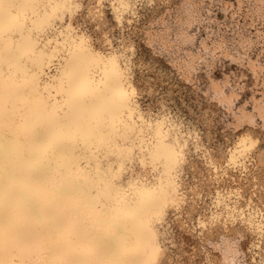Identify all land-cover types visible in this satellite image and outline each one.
<instances>
[{"label": "snow or ice", "instance_id": "1", "mask_svg": "<svg viewBox=\"0 0 264 264\" xmlns=\"http://www.w3.org/2000/svg\"><path fill=\"white\" fill-rule=\"evenodd\" d=\"M139 10L0 0V264H189L179 242L229 224L264 264V131L181 112Z\"/></svg>", "mask_w": 264, "mask_h": 264}, {"label": "bare ground", "instance_id": "2", "mask_svg": "<svg viewBox=\"0 0 264 264\" xmlns=\"http://www.w3.org/2000/svg\"><path fill=\"white\" fill-rule=\"evenodd\" d=\"M150 2L157 12H151L135 32L147 56L168 78L173 74L190 90V102L178 92L181 105L188 106L187 114L193 119L202 115L214 136L217 132L220 136L236 135L246 129L264 131V0ZM214 2L220 4L222 22L212 10ZM159 6L164 11L160 12ZM254 49L258 53L251 55ZM225 60L238 65L239 70L215 76L217 64ZM201 69L206 77L204 88L196 84ZM176 228L179 231L180 226ZM204 232L202 242L196 236L179 242L189 264H202L205 255L210 256L211 264H252L242 257L241 244H246V239L239 226L229 224L225 229L221 225L215 234Z\"/></svg>", "mask_w": 264, "mask_h": 264}, {"label": "rangeland", "instance_id": "3", "mask_svg": "<svg viewBox=\"0 0 264 264\" xmlns=\"http://www.w3.org/2000/svg\"><path fill=\"white\" fill-rule=\"evenodd\" d=\"M226 1H231L233 2L234 0H226ZM159 10L164 11V7L163 6H159ZM212 10L214 11V13L217 15V20L222 22V20L224 19L222 12L220 11V4L219 3H213L212 4ZM157 10L155 9V7L152 5V3L150 2V0H140V10L139 13L136 17L133 18L134 23L132 25H130L129 27L131 28L132 33L135 35L136 37V43L137 46L143 51L144 54L147 55V50L145 48V46H143V44H141V41L138 38L137 33L135 32V28H139L143 25L144 20L147 18V16L149 14H151V12H154ZM238 20V18H236ZM228 22H230V19L228 20ZM200 33L203 34L204 31V26L200 25ZM258 53L257 49H254L253 52L251 53V55H256ZM221 64V65H220ZM217 71H215V76H220V74L223 71H230V72H237L239 70L238 65L234 64V63H230L228 60L222 61L220 63L217 64L216 67ZM171 81H173L174 85H175V91L181 92L183 96L186 95L187 99L189 98V91L188 89H185L181 86V83H178V81H176L175 76L173 74L170 75L169 78ZM205 81H206V77H205V73L204 70H198L197 71V80H196V84L198 87L200 88H204L205 87ZM248 95V94H247ZM189 101V99H188ZM190 102V101H189ZM177 107L180 108V111L183 112L186 116H188L190 119H193L192 116L188 115L186 112V109L181 105V103L179 102V104L177 105ZM198 242H202L199 236H196ZM242 248L244 249V253L242 254L243 259L247 262V263H256L257 261H259L260 259V253L258 249L253 248L252 250H248L246 247V244L242 243L241 244ZM208 257L207 255L204 256V261H207Z\"/></svg>", "mask_w": 264, "mask_h": 264}]
</instances>
